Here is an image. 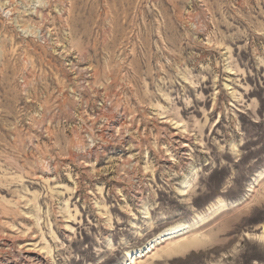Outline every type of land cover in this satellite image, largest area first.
Wrapping results in <instances>:
<instances>
[{
    "label": "rangeland",
    "instance_id": "obj_1",
    "mask_svg": "<svg viewBox=\"0 0 264 264\" xmlns=\"http://www.w3.org/2000/svg\"><path fill=\"white\" fill-rule=\"evenodd\" d=\"M0 264H264V0H0Z\"/></svg>",
    "mask_w": 264,
    "mask_h": 264
},
{
    "label": "bare ground",
    "instance_id": "obj_2",
    "mask_svg": "<svg viewBox=\"0 0 264 264\" xmlns=\"http://www.w3.org/2000/svg\"><path fill=\"white\" fill-rule=\"evenodd\" d=\"M189 224L187 223H179L173 226L166 227L164 230L161 231L160 234L151 238L142 248L136 250H130L126 252V257L130 260L135 258L136 256L139 257L141 254H146L151 249L150 245L155 243H165V241H169L172 239H177L182 235L188 234L189 231ZM183 244L180 245L179 249H183Z\"/></svg>",
    "mask_w": 264,
    "mask_h": 264
}]
</instances>
